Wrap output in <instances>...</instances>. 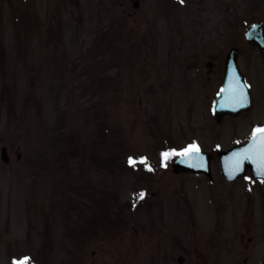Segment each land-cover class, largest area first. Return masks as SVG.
Listing matches in <instances>:
<instances>
[{"label": "rangeland", "instance_id": "rangeland-1", "mask_svg": "<svg viewBox=\"0 0 264 264\" xmlns=\"http://www.w3.org/2000/svg\"><path fill=\"white\" fill-rule=\"evenodd\" d=\"M132 1L0 0V264H196L200 226L242 227L248 203L264 221V183L225 181L217 157L264 123V57L243 37L264 0ZM231 46L254 107L217 120ZM191 143L210 177L172 172Z\"/></svg>", "mask_w": 264, "mask_h": 264}, {"label": "flooded vegetation", "instance_id": "flooded-vegetation-1", "mask_svg": "<svg viewBox=\"0 0 264 264\" xmlns=\"http://www.w3.org/2000/svg\"><path fill=\"white\" fill-rule=\"evenodd\" d=\"M132 3H138V0H133ZM249 45H251L253 49H257L259 51L257 45ZM259 53L261 54L260 51ZM261 55L264 57V54ZM208 64H211V62ZM244 76L250 85L252 97V81H250L245 74ZM260 95L264 97V91ZM221 176L227 182H233L235 180L241 179L243 188L249 189L251 191L253 189H259L264 183V176H256L249 169H247L242 176L235 177L231 180L225 179L222 174ZM249 208L250 213H245L244 219L246 222L242 224V227H240L241 224H234L232 218L228 217H225V222L224 220L222 221L224 218L219 219L218 223L212 224V227H210L208 224H205V227L200 226V229H198V234L201 238H203L201 243L208 248V254L204 255L200 253V257H198L196 264H264V221H262L261 218H258V216L261 214H258L257 217H254L257 212L255 213L252 203L247 208V210ZM252 218L254 221H261L258 222L257 228L251 226L250 222ZM200 232H202V235ZM246 234L248 235L244 237ZM182 261L183 257L180 263H182Z\"/></svg>", "mask_w": 264, "mask_h": 264}, {"label": "water", "instance_id": "water-1", "mask_svg": "<svg viewBox=\"0 0 264 264\" xmlns=\"http://www.w3.org/2000/svg\"><path fill=\"white\" fill-rule=\"evenodd\" d=\"M246 39L251 43H256L261 51H264V32L261 23L256 22L251 24L245 32ZM238 84L243 87V91L246 94L247 102L236 103L227 99L229 93L223 92L222 89L228 88L229 85ZM249 91L248 87L242 77V74L238 68L237 60H236V48H231L225 58V67H224V75L223 81L219 88L218 93L216 94L213 102V112L216 115L217 120H219L222 115L228 114H236L240 110L244 108H248L249 106ZM252 143L251 137L240 145L232 146L231 148L223 151H219V158L222 166L223 172L231 177L234 176V172H238L239 170H244L246 166H251L252 168L259 170L257 167V163L255 158L252 159H243L241 161L239 170H236L234 167V153H239L243 149H247L249 145ZM2 157L6 159L5 156V147H2ZM209 153L205 151H201L199 156L196 158H192L189 156H185L183 154L179 155L172 164V169L175 172L180 170H190L193 172L197 171H207L209 168Z\"/></svg>", "mask_w": 264, "mask_h": 264}, {"label": "snow or ice", "instance_id": "snow-or-ice-1", "mask_svg": "<svg viewBox=\"0 0 264 264\" xmlns=\"http://www.w3.org/2000/svg\"><path fill=\"white\" fill-rule=\"evenodd\" d=\"M183 2V0H181ZM223 92H228L229 95L227 97L228 100L242 103L247 102L246 94L243 91V87L238 84L229 85L228 88L222 89ZM251 141L252 143L249 145L247 149L241 150L239 153H234V167L236 170H239L241 161L243 159H252L255 158L258 169L264 173V125H257L253 127L251 131ZM179 152L185 156H189L192 158H196L199 156L200 149L199 146L195 143H191L184 148L179 149ZM177 153V149L171 148L163 151L161 156L164 159H167L169 156ZM137 162L143 163L145 168H151V165L147 163L146 156L139 157H128V163L130 165L135 166ZM144 192L140 191L139 193H133V196L136 198H143ZM30 257L23 256L17 260H15V264H29Z\"/></svg>", "mask_w": 264, "mask_h": 264}]
</instances>
